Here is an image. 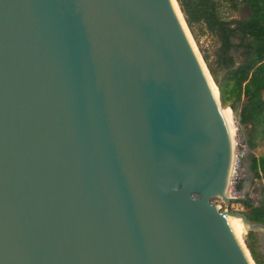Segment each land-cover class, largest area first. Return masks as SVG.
Masks as SVG:
<instances>
[{
	"label": "water",
	"instance_id": "95a60500",
	"mask_svg": "<svg viewBox=\"0 0 264 264\" xmlns=\"http://www.w3.org/2000/svg\"><path fill=\"white\" fill-rule=\"evenodd\" d=\"M172 5L0 0V264H250L210 204L230 139Z\"/></svg>",
	"mask_w": 264,
	"mask_h": 264
},
{
	"label": "trees",
	"instance_id": "16d2710c",
	"mask_svg": "<svg viewBox=\"0 0 264 264\" xmlns=\"http://www.w3.org/2000/svg\"><path fill=\"white\" fill-rule=\"evenodd\" d=\"M187 28L198 46L196 30L214 36L219 48L216 60L210 63L198 51L219 92L223 108H229L237 125L243 128L248 154L249 170L260 180L264 191V153L253 154L264 144V0H176ZM247 12L245 19H225L220 7ZM236 53V56L233 54ZM236 57L240 59L236 66ZM239 183L236 189L240 190ZM247 213H241L251 224L264 226V197L258 206L251 200L237 201ZM244 244L254 264H264L260 242L255 232L249 231Z\"/></svg>",
	"mask_w": 264,
	"mask_h": 264
},
{
	"label": "rangeland",
	"instance_id": "374dc122",
	"mask_svg": "<svg viewBox=\"0 0 264 264\" xmlns=\"http://www.w3.org/2000/svg\"><path fill=\"white\" fill-rule=\"evenodd\" d=\"M220 15L221 17L225 19H245L247 17V12L242 9V7H237L236 9H232L225 4H223L220 7ZM196 36L198 40V46L196 45V48L198 47L202 50V52L205 54V56L208 58L210 63L215 62L216 60V54L219 48V43L217 39L209 34L208 32L202 33L200 30H196ZM201 55V54H200ZM236 56V53L233 54ZM236 66L239 64L240 59L236 57ZM231 111V110H230ZM231 117L233 120V126H234V133H233V139H234V149H235V156L237 152H242L243 150H246L245 155L240 159L238 168L236 169L237 173V180L236 184H241L240 190L236 189L237 185L230 184L229 185V192L231 194V198L233 200L226 201L222 200L220 197H211L210 198V204H212L214 207L217 208L219 213L227 212L228 214H234L238 215L241 213H247L248 210L243 208L237 201L238 200H251V204L253 206H258L259 203L263 200L264 197V191H263V184L260 180H255L253 174L249 170V159L248 154L251 153V151L248 149L245 143V133L243 131V128H240L237 125V121L234 117V115L231 112ZM264 153V144L261 145L256 151L253 152L255 156H260ZM234 161V166H235ZM235 169V168H234ZM234 174V172H233ZM233 174L230 178V182H233ZM193 197L197 198V195H193ZM230 198V199H231ZM236 198V199H235ZM239 216V215H238ZM242 229V230H241ZM239 232L241 234L243 243L244 239L246 237V234L249 232L248 230L245 231L240 225H239ZM257 235V238L259 240V237L262 236L263 241L260 242V250L261 252H264V235L261 231L255 232ZM245 245V244H244ZM246 247V246H245ZM264 256V254L262 253Z\"/></svg>",
	"mask_w": 264,
	"mask_h": 264
},
{
	"label": "bare ground",
	"instance_id": "6f19581e",
	"mask_svg": "<svg viewBox=\"0 0 264 264\" xmlns=\"http://www.w3.org/2000/svg\"><path fill=\"white\" fill-rule=\"evenodd\" d=\"M170 1L173 4L172 6H174V12L176 14V17L178 18V21L182 25L184 33L186 34L188 41H189L190 45L192 46L194 53L196 54V57H197L198 62L200 64V67L202 68L204 75L206 76V80H208L207 84L209 85L210 90L213 92L215 98H217V96H218L217 87L211 81V78L207 73L206 65H205V63H204V61L200 55V52L196 48V45L194 43V40H193L190 32H188V30L185 28V26L183 24V19H182L183 17L179 13L178 8H177L174 0H170ZM219 112H220V116L222 117V120L224 121V124L226 125V128L228 130V134H229V139H230V151H229V157H228L229 160H228L227 168H226L225 175H224L223 187H222L221 191L219 193H217V196L221 197L223 200H226V199L231 198V194L229 192V185H230V181H231L230 178H231V176L234 172V168H235V166H234L235 149H234V139H233L234 126H233V120L231 117V111L229 108H223V109L221 108L219 110ZM216 210H217V208H216ZM221 215H222L221 217L225 221L226 225L228 226L231 234L234 236V238L238 241V243L242 247L244 254L246 255L250 264H254V262H252V260H251L252 258H250L251 256H249L250 254H248V250H246L247 248L245 249V247L243 246V240H242L241 234L239 232V225L245 231L249 230L250 226L248 225V223L240 215L238 216V215H234V214H228L227 212H223V213H221Z\"/></svg>",
	"mask_w": 264,
	"mask_h": 264
},
{
	"label": "built area",
	"instance_id": "2783aa9c",
	"mask_svg": "<svg viewBox=\"0 0 264 264\" xmlns=\"http://www.w3.org/2000/svg\"><path fill=\"white\" fill-rule=\"evenodd\" d=\"M245 153H246V150H243L242 152H237L236 153V156H235V160H236V162H235V169H234V174H233V177H232L233 178V182L232 183L230 182V184L237 185L236 184V180H237L236 169L238 168L240 159L245 155Z\"/></svg>",
	"mask_w": 264,
	"mask_h": 264
},
{
	"label": "crops",
	"instance_id": "0c3cea01",
	"mask_svg": "<svg viewBox=\"0 0 264 264\" xmlns=\"http://www.w3.org/2000/svg\"><path fill=\"white\" fill-rule=\"evenodd\" d=\"M264 254V252H262Z\"/></svg>",
	"mask_w": 264,
	"mask_h": 264
}]
</instances>
